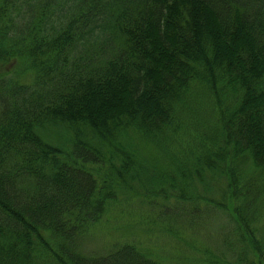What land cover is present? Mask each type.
<instances>
[{"label": "trees", "instance_id": "trees-1", "mask_svg": "<svg viewBox=\"0 0 264 264\" xmlns=\"http://www.w3.org/2000/svg\"><path fill=\"white\" fill-rule=\"evenodd\" d=\"M0 264H264V0H0Z\"/></svg>", "mask_w": 264, "mask_h": 264}, {"label": "rangeland", "instance_id": "rangeland-1", "mask_svg": "<svg viewBox=\"0 0 264 264\" xmlns=\"http://www.w3.org/2000/svg\"><path fill=\"white\" fill-rule=\"evenodd\" d=\"M21 81L29 83L30 77L24 74L21 77ZM121 208L127 215L125 213H115L110 217L103 218V220L92 229L89 239L83 245L86 252H104L111 242L123 241L126 239H134L141 242V244H145L147 248L157 249L161 255H165L168 251L178 253L179 247L182 249V246L178 245L176 239L163 234L158 229L149 234H146V231H139L138 222L141 216L146 217L149 214L144 215L146 209L143 208L139 202H124ZM204 231L206 230H202L201 234L194 240L197 246L206 245L208 241L212 239H219L220 241V235L217 236L214 231H208L210 236ZM147 240H149V242H146Z\"/></svg>", "mask_w": 264, "mask_h": 264}]
</instances>
